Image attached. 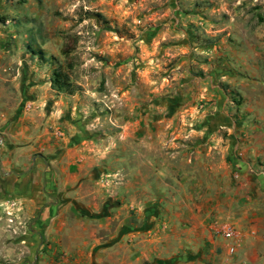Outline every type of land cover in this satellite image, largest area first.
<instances>
[{"label": "rangeland", "instance_id": "374dc122", "mask_svg": "<svg viewBox=\"0 0 264 264\" xmlns=\"http://www.w3.org/2000/svg\"><path fill=\"white\" fill-rule=\"evenodd\" d=\"M255 114L264 0H0V264H68L38 222L68 181L99 202L141 182L148 147L249 145Z\"/></svg>", "mask_w": 264, "mask_h": 264}, {"label": "crops", "instance_id": "0c3cea01", "mask_svg": "<svg viewBox=\"0 0 264 264\" xmlns=\"http://www.w3.org/2000/svg\"><path fill=\"white\" fill-rule=\"evenodd\" d=\"M257 132L240 147L222 146L214 134H190L168 149L159 142L141 154V182H127L123 193L107 188L96 202L68 181L38 222L60 237L68 264H264V255L251 254L264 253V132ZM225 224L235 230V259L217 234Z\"/></svg>", "mask_w": 264, "mask_h": 264}, {"label": "trees", "instance_id": "16d2710c", "mask_svg": "<svg viewBox=\"0 0 264 264\" xmlns=\"http://www.w3.org/2000/svg\"><path fill=\"white\" fill-rule=\"evenodd\" d=\"M53 86L61 91L73 94L72 85L69 81V77L65 75L61 69L55 70L54 77L52 79Z\"/></svg>", "mask_w": 264, "mask_h": 264}, {"label": "built area", "instance_id": "2783aa9c", "mask_svg": "<svg viewBox=\"0 0 264 264\" xmlns=\"http://www.w3.org/2000/svg\"><path fill=\"white\" fill-rule=\"evenodd\" d=\"M217 234L227 241L234 240L236 237L234 228L226 224L219 226ZM231 251H234V247L231 248Z\"/></svg>", "mask_w": 264, "mask_h": 264}]
</instances>
